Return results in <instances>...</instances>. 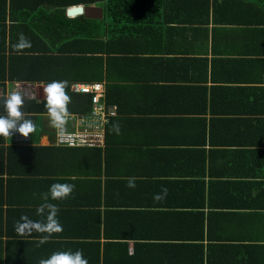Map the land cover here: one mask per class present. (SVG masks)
Returning <instances> with one entry per match:
<instances>
[{"label": "crops", "instance_id": "crops-1", "mask_svg": "<svg viewBox=\"0 0 264 264\" xmlns=\"http://www.w3.org/2000/svg\"><path fill=\"white\" fill-rule=\"evenodd\" d=\"M247 1L113 0L134 19L139 8L157 11L148 27H128L125 45L135 43L140 65L129 80L121 76L133 68L122 62L104 67L118 110L102 147L53 146L44 116L32 143L41 147L0 140V264L78 249L89 264H264V116L254 114L264 109V16ZM105 2L0 0V97L9 65L19 67L8 59L22 56L12 47L20 33L42 58L35 69L54 74L50 60L86 46L87 36L73 33L86 27L82 17L108 24ZM78 6L100 9L67 14ZM57 10L68 20L61 24ZM56 182L75 185L67 199L50 201L63 232L37 247L42 234L20 236L15 225L22 215L41 219L40 194ZM163 187L168 195L157 202Z\"/></svg>", "mask_w": 264, "mask_h": 264}, {"label": "trees", "instance_id": "trees-1", "mask_svg": "<svg viewBox=\"0 0 264 264\" xmlns=\"http://www.w3.org/2000/svg\"><path fill=\"white\" fill-rule=\"evenodd\" d=\"M253 2L254 5L257 4V2L260 3V9L261 13L264 16V0H248L247 3L248 5H251ZM104 7L106 9V15L107 18L110 19L108 21L107 25H104L102 28L101 26L98 25L96 20L92 19H86V18H81L82 21L81 23L86 25V27L80 31L79 29H75L73 33H83L84 35L87 36V43L86 46L83 47L81 52H79L77 55L71 56L69 59L67 58L70 55H61L57 56V60L50 62H53L55 64V67L53 69L54 74H48V73H41V69L37 71L35 69V62L38 58L35 55H31V50L32 53L33 47L24 49L22 51H19L20 55H15L12 54L9 56V64H18V69L17 65H9L8 71H9V80H14V79H23V80H32V81H44L47 83H50L52 81H68V87H67V93L68 95L71 96V103L68 105L69 111L73 112H84L87 113L90 111V99L85 96V94L81 93H74L69 90V83L73 81L77 82H89V81H102L104 83V91L106 94L105 100L109 104H115L114 99L112 96H109L108 88L109 85L106 86V81H111L114 77H110L108 72L105 70V66H110L114 65L116 62H122L124 68H133L131 71L128 73H123L121 78L125 80H129L132 77V74L135 73L134 67L136 64L140 65L141 62V56L139 57L135 50H138L135 43L129 42L128 44L125 45V42L127 41L128 38L132 37L133 32L129 30L128 27H131L130 25L134 23V26H137L138 28L143 29L144 27H148L151 23L146 22L149 18L155 19L157 17V11L153 6H147L146 8H139V15L137 19H134L135 17L133 14H128L129 9L128 7L121 12L120 10H116L113 6V0H106ZM144 7V6H143ZM59 10L55 12L56 19L62 24V21L65 22L68 19L65 17V12H61L60 15L58 14ZM120 14H126L127 18L124 21H121V17L119 16ZM130 16V18H129ZM116 21L114 22L113 21ZM151 19L149 21H151ZM152 19V20H153ZM121 21V22H120ZM58 22V23H60ZM264 18H262L258 23H263ZM118 23L122 24L119 25ZM154 27V26H153ZM102 34L103 39L99 38L98 40L96 37ZM124 40L119 46L114 43V40ZM125 45V46H124ZM146 45V44H145ZM146 47V46H145ZM149 49V48H148ZM58 51H60L58 49ZM146 51V48H145ZM14 52H18L14 50ZM115 52H121V56H114L116 54H113ZM24 55V56H23ZM18 56V57H17ZM42 56V55H41ZM47 57V56H45ZM48 58V57H47ZM4 58H1L2 64L4 63ZM49 61V59H48ZM5 68V64L3 65ZM24 67V71L26 73L20 74L19 70ZM4 73V70H3ZM106 74V75H105ZM1 77V75H0ZM24 105L22 108L23 112H33V113H44L47 112V109L45 108V100L42 101H31V100H24ZM116 105V104H115ZM4 107H3V98L0 97V113L4 112ZM118 110V107H117ZM254 114H259V116H264V109L258 111L257 113ZM117 115V113H116ZM115 115V116H116ZM40 115L35 114L33 116L34 123L36 125V118L39 117ZM114 118V116L109 118V122ZM107 131V127L105 129V132ZM106 134V133H105ZM0 140H3V137H0ZM35 138L32 135V141H34ZM37 141V140H36ZM52 144V143H51ZM50 144V145H51ZM54 146V144H52ZM59 146V145H56ZM10 148H15V147H27L28 149H33V148H38L41 146H38L37 144H31L28 146H16V145H10ZM68 147V146H67ZM80 147H94V146H74L72 148H80ZM98 147V146H97Z\"/></svg>", "mask_w": 264, "mask_h": 264}, {"label": "clouds", "instance_id": "clouds-1", "mask_svg": "<svg viewBox=\"0 0 264 264\" xmlns=\"http://www.w3.org/2000/svg\"><path fill=\"white\" fill-rule=\"evenodd\" d=\"M12 47L19 52L31 48L32 45L30 40L20 33L18 42ZM67 87L68 81L66 80L52 81L43 89L49 123L58 130L62 137L67 134V123L71 116L68 108L71 96L67 93ZM24 102V96L19 91H11L4 95L3 107L6 115H0V136L11 138L14 133L18 132L27 138L36 131L34 121L26 118L22 111ZM111 130L119 135L121 133L119 122L113 123ZM127 186L135 188V179L129 178ZM74 189L75 185L72 183L56 182L51 184L47 192L40 194L42 203L37 206L36 215L41 219L34 220L28 215H22L16 222L15 232L20 236H31L34 232L42 234L37 241V247L47 243L54 234L63 232V226L58 218L59 208L50 201L67 199L72 195ZM167 195L168 189L163 187L160 193L154 195L153 199L159 202L164 200ZM38 264H89V261L84 257L83 250H58L47 258L40 259Z\"/></svg>", "mask_w": 264, "mask_h": 264}, {"label": "built area", "instance_id": "built-area-1", "mask_svg": "<svg viewBox=\"0 0 264 264\" xmlns=\"http://www.w3.org/2000/svg\"><path fill=\"white\" fill-rule=\"evenodd\" d=\"M47 84L42 81L10 80L7 83L5 94L11 91H19L23 94L24 100L39 102L45 100L43 89ZM69 90L74 93L87 94L91 109L87 113L70 111L71 116L67 123V134L65 136L59 135L58 130L50 125L48 112H24L25 117L33 121L35 120L33 119L35 114L46 117L47 123L43 132L49 143L54 145L102 147L105 143L106 126L109 118L116 115L117 105L106 102L102 81L70 82ZM32 135L30 134L25 138L16 132L9 138L16 144H32Z\"/></svg>", "mask_w": 264, "mask_h": 264}, {"label": "water", "instance_id": "water-1", "mask_svg": "<svg viewBox=\"0 0 264 264\" xmlns=\"http://www.w3.org/2000/svg\"><path fill=\"white\" fill-rule=\"evenodd\" d=\"M96 9H100V8H96ZM95 8H90V7H73L67 10V14L68 15H73V14H79L83 11V13L87 16V17H92L91 15H89L87 12L89 10H96ZM99 11V15L98 16H94L93 18H101L102 17V10H98Z\"/></svg>", "mask_w": 264, "mask_h": 264}, {"label": "rangeland", "instance_id": "rangeland-1", "mask_svg": "<svg viewBox=\"0 0 264 264\" xmlns=\"http://www.w3.org/2000/svg\"><path fill=\"white\" fill-rule=\"evenodd\" d=\"M45 118H46V117H45ZM43 119H44V117H42V116H39V117L36 118V120H37V122H36V131L34 132L35 135H33L34 138H35V140H38V139H39V136H40V134H41V132H42V126H40V122H41ZM10 140H11V139H10Z\"/></svg>", "mask_w": 264, "mask_h": 264}]
</instances>
